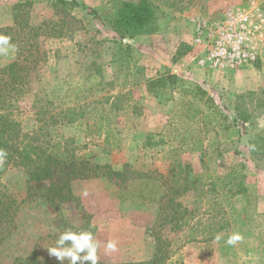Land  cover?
<instances>
[{
  "label": "rangeland",
  "instance_id": "rangeland-1",
  "mask_svg": "<svg viewBox=\"0 0 264 264\" xmlns=\"http://www.w3.org/2000/svg\"><path fill=\"white\" fill-rule=\"evenodd\" d=\"M76 1L79 6L60 12L55 0H0V27L17 24L23 35L27 23L42 25L44 32L37 44L46 60L13 116L22 131L33 130L32 96L42 92L62 111L71 109L76 120L50 126V134L68 138L80 156L125 169L129 179L66 180L55 172L50 180L28 182L21 166L0 165V264H60L47 248L68 228L92 232L98 264H157L158 236L182 240L171 264H264V156L250 151L251 142L264 140V0H151L156 29L126 40L129 65L135 63L138 72L114 60V33L88 9L108 13L118 3L139 0ZM199 20L213 33L240 29L255 59L237 67L201 63L209 44L193 41ZM18 51L0 53V66ZM167 71L202 86L230 118L237 109L248 121L224 131L206 108L181 109L178 96L165 101L147 93L143 79ZM148 134L161 142L145 146ZM234 167L245 176L246 192L229 197L218 178ZM160 176L172 178L173 188H187L174 196L182 208L194 210L177 213L182 222L190 219L182 231L165 224L158 232L156 202L130 199L142 189L148 197L150 181L157 185L154 193L164 192ZM222 218L229 226L219 231ZM233 232L243 236L236 246L225 243ZM109 241L114 251L107 249Z\"/></svg>",
  "mask_w": 264,
  "mask_h": 264
},
{
  "label": "trees",
  "instance_id": "trees-1",
  "mask_svg": "<svg viewBox=\"0 0 264 264\" xmlns=\"http://www.w3.org/2000/svg\"><path fill=\"white\" fill-rule=\"evenodd\" d=\"M55 6L60 12H66V8L79 6L76 0H55ZM84 8V6H82ZM156 9L151 0H139L137 3L121 2L115 5L111 12L98 13L88 9V13L97 18L103 25L107 26L114 33V60L118 61L123 68L138 72V66L130 64L132 58L131 46L127 39L136 35L149 34L156 29ZM73 21L76 19L72 18ZM19 25L0 27V33L11 37L12 43L18 48V57L7 64L0 66V149L6 151L7 156L2 164L21 166L26 174L27 181L41 182L53 178L55 172L63 176L66 180L91 179L100 176L116 177L122 181L129 178L125 176L126 170H112L107 165L99 164L89 158L80 156L76 148L71 145L68 138L54 137L49 132L50 126L59 124H71L76 122L74 113L68 115L67 111L59 109L58 104L46 98L42 92H34L32 96L31 108L34 112L36 126L33 130L24 132L20 123L13 116V111L17 109V102L31 93V77L42 66L46 60V52L38 47V38L43 35L42 25L29 26L22 25L25 33L19 34ZM53 35V34H52ZM60 35V34H57ZM132 60V59H131ZM188 81L170 71L159 73L155 77L144 78L143 87L145 91L156 98H163L165 101L176 102L181 109H186L191 105L198 108H206L208 115L219 126H223L227 131L231 126L248 121V114L235 109L233 117L224 112L215 100L199 84L187 85ZM242 117H239V115ZM246 132L245 126L242 127ZM152 134L146 136L145 146H152L160 143L151 141ZM250 151L253 154L264 156V140L261 144L251 142ZM107 168L106 170H104ZM161 184H166L164 192L154 193L153 188L157 187L153 181L148 189V197L144 195L143 189L139 193L130 194L131 201L143 203L147 198L148 202H156L158 209L155 226L161 232L165 224H169L171 232H179L188 224V217L182 219L177 217L178 212L193 213L192 210L182 208L180 203L174 198L186 191V186L181 190L169 185L172 178L160 176ZM244 174L237 167L231 168L229 172L218 179L221 181L220 190L225 191L229 197L243 195L246 192L244 186ZM199 179H194V184L199 183ZM164 202V204H160ZM229 223L222 218L217 230L227 229ZM156 231V232H157ZM157 232V233H158ZM213 238V237H212ZM179 241V242H177ZM182 240H168L157 238L156 263L171 264V257L177 253ZM178 243V244H177Z\"/></svg>",
  "mask_w": 264,
  "mask_h": 264
},
{
  "label": "clouds",
  "instance_id": "clouds-1",
  "mask_svg": "<svg viewBox=\"0 0 264 264\" xmlns=\"http://www.w3.org/2000/svg\"><path fill=\"white\" fill-rule=\"evenodd\" d=\"M17 46L12 43L11 37L7 34L0 33V53L9 54L14 53ZM7 153L5 150L0 149V165L6 159ZM69 223L74 221L69 219ZM217 241L221 239L220 235L215 238ZM243 236L239 232H233L225 240V243L230 246H236L242 241ZM108 250L114 251L116 245L114 242L109 241L106 245ZM98 243L94 239L92 232L84 230H73L68 228L61 232L55 241V245L48 247L47 251L50 256L64 264H98L97 256Z\"/></svg>",
  "mask_w": 264,
  "mask_h": 264
},
{
  "label": "built area",
  "instance_id": "built-area-1",
  "mask_svg": "<svg viewBox=\"0 0 264 264\" xmlns=\"http://www.w3.org/2000/svg\"><path fill=\"white\" fill-rule=\"evenodd\" d=\"M205 39L209 50L206 58L201 59L203 64L213 67H237L255 59V55L245 44L247 36L240 29L229 34L213 33L206 22L199 20L194 25L193 41L201 43Z\"/></svg>",
  "mask_w": 264,
  "mask_h": 264
},
{
  "label": "crops",
  "instance_id": "crops-1",
  "mask_svg": "<svg viewBox=\"0 0 264 264\" xmlns=\"http://www.w3.org/2000/svg\"><path fill=\"white\" fill-rule=\"evenodd\" d=\"M190 38H191V36L189 37V39H190ZM188 43H189V42H187V44H188ZM184 56H185V55H184ZM184 56H182V57H180V58H183ZM180 58H179V59H180ZM179 59H178V60H179ZM178 60H177V62L175 61L174 63H176L175 65H178V69H179V67H180V66H179V62H180L182 59H180V61H178Z\"/></svg>",
  "mask_w": 264,
  "mask_h": 264
}]
</instances>
